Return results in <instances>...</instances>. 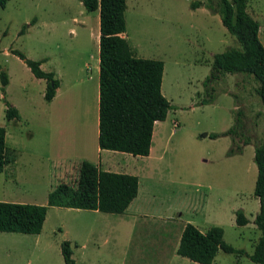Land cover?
Listing matches in <instances>:
<instances>
[{
	"label": "rangeland",
	"instance_id": "1",
	"mask_svg": "<svg viewBox=\"0 0 264 264\" xmlns=\"http://www.w3.org/2000/svg\"><path fill=\"white\" fill-rule=\"evenodd\" d=\"M192 1L204 2L125 0L123 36L135 57L162 61L160 90L171 106L153 125L147 156L103 154L115 165L126 163V171L138 178L128 212L49 206L38 234L0 232V264H64L62 241L69 243L75 264H197L175 253L186 223L200 232L219 226L223 241L242 251L218 250L210 264H255L246 256L259 236L253 224L258 201L252 194V143H264V107L254 92L256 82L241 73L212 80L207 89L212 98L200 104L207 99L204 80L212 55L238 43L217 14L202 6L191 9ZM246 11L258 22L264 48V0H246ZM11 50L40 60L42 71L61 80L53 104L42 98L44 81ZM97 53V11H85L80 0H8L0 8V70L7 76L0 91V126L10 141L19 133L34 136L35 148L29 154L14 152L13 183L0 192L1 201L44 205L57 182L74 181L80 160H96L97 137L85 122L90 117L83 88L87 78L95 79L91 65ZM4 102L17 110L19 123L5 120ZM238 109L250 144L227 155L232 141L221 133ZM44 130L50 134L45 151L38 135ZM210 133L219 135L209 138ZM236 211L247 219L245 225L235 224Z\"/></svg>",
	"mask_w": 264,
	"mask_h": 264
},
{
	"label": "trees",
	"instance_id": "2",
	"mask_svg": "<svg viewBox=\"0 0 264 264\" xmlns=\"http://www.w3.org/2000/svg\"><path fill=\"white\" fill-rule=\"evenodd\" d=\"M8 0H0V8ZM85 11H97L98 15V122L97 147L127 153L131 156H147L151 146L154 123L163 121L171 108L161 94L163 63L161 60L135 57L124 38L125 0H80ZM190 8L204 7L219 16L221 25L233 36L238 47L227 48L211 57L209 76L204 80L207 103L212 96L208 84L221 74L241 73L251 76L254 88L264 107V48L258 39L259 25L246 11V0L192 1ZM23 26L19 34L23 33ZM26 65L35 78L45 81L43 100L49 102L58 87L52 72L40 69L41 61L27 59L22 53L11 50ZM7 76L0 70V91L4 92ZM6 121L18 119L17 110L4 102ZM219 134H207L215 138ZM221 135L231 138L232 146L227 155L240 152L243 145L250 144L243 133V114L234 112L233 124ZM5 129L0 126V172L11 160V151L5 147ZM237 141L240 145H234ZM253 145V163L256 175L253 196L258 210L253 224L259 236L252 252L246 254L255 264H264V143ZM138 178L135 175L101 170L97 165L80 160L72 183L57 182L46 195L44 205L0 201V232L38 234L47 207L55 206L102 213L121 214L137 194ZM234 222L243 226L248 221L240 211L235 212ZM222 228L212 225L204 232L186 223L182 227L175 249L178 256L197 264H210L218 250L240 254L222 239ZM64 264H75L67 241L60 243Z\"/></svg>",
	"mask_w": 264,
	"mask_h": 264
},
{
	"label": "crops",
	"instance_id": "3",
	"mask_svg": "<svg viewBox=\"0 0 264 264\" xmlns=\"http://www.w3.org/2000/svg\"><path fill=\"white\" fill-rule=\"evenodd\" d=\"M41 65H42V63L40 64V67H41ZM91 67L93 68V70H94L96 75H95V79L92 76H91L90 79L87 78V80L88 81L90 80V82H88L83 88V94L85 95L86 100H88V110H87V112H88V115L90 117L89 121H85V119H84V121L86 123H88V125H92L93 126V128L95 130V133H96V137H97V122H98V56H97L96 60L92 61ZM37 80H41L42 81L43 79L37 78ZM60 81L61 80L59 79L58 80V87L55 90L54 96L46 104H48V105L53 104L58 99V97L60 96V92H59L60 91V85H61ZM44 88H45V81H44L43 92H44ZM42 98H43V94H42ZM59 116H60V114H59ZM13 121L19 123V118L18 119L8 120L9 123H12ZM24 124L29 127L28 122H25ZM4 129H5V139H4L5 147L9 151H11L12 160L7 165H5L3 170L0 172V192H2V194L6 192V189L10 185V183H13V179L11 178V173H12V177H14L15 166L17 165V161H16L17 160L16 159L17 156L13 157L14 152L15 153L25 152V153L29 154V153L33 152L34 149H35L34 148V138H33L34 136L30 135L29 137H23L21 135V133H19L18 136H15L12 139V141H10L7 129L6 128H4ZM38 135L42 136V143H40L39 146H41V150L45 151V149L47 148L46 143H45V139H47V142H48L49 139H50V134H46V132L44 130L43 133H40V131H38ZM8 141H10V142H8ZM96 154H97L96 160L94 161V163L93 162L92 163L97 165V167L99 169L105 170V171H110V172H120V173L132 174V175L135 174L134 172L126 171L128 166L124 162L122 163V166H120V165H115L113 162H108L107 161L108 160L107 156L109 154H122V153H116L114 151H108V150H100L97 147ZM103 154H107V156H104ZM60 158H62V155L60 153H56V159H60ZM119 166H120V168L122 170H118ZM0 201H1V199H0ZM131 202L129 203V205L126 207V209L121 214H124V213L128 212V209L131 207V205H130ZM176 246H177V244H176ZM176 246H175V249H176Z\"/></svg>",
	"mask_w": 264,
	"mask_h": 264
},
{
	"label": "water",
	"instance_id": "4",
	"mask_svg": "<svg viewBox=\"0 0 264 264\" xmlns=\"http://www.w3.org/2000/svg\"><path fill=\"white\" fill-rule=\"evenodd\" d=\"M203 136H205V135H203Z\"/></svg>",
	"mask_w": 264,
	"mask_h": 264
}]
</instances>
